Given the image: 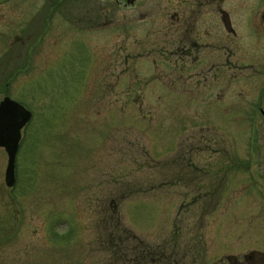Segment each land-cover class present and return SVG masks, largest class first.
<instances>
[{
	"label": "rangeland",
	"instance_id": "rangeland-1",
	"mask_svg": "<svg viewBox=\"0 0 264 264\" xmlns=\"http://www.w3.org/2000/svg\"><path fill=\"white\" fill-rule=\"evenodd\" d=\"M173 1H2L0 102L32 117L12 189L0 149V264H123L124 230L146 264L264 255V78L249 66L264 0H240L247 68L222 100L202 79L173 83L157 54Z\"/></svg>",
	"mask_w": 264,
	"mask_h": 264
},
{
	"label": "flooded vegetation",
	"instance_id": "flooded-vegetation-1",
	"mask_svg": "<svg viewBox=\"0 0 264 264\" xmlns=\"http://www.w3.org/2000/svg\"><path fill=\"white\" fill-rule=\"evenodd\" d=\"M2 1L0 0V7H2ZM97 1L105 3L114 2L127 10L136 7L140 9L143 7L140 4L146 3V0ZM170 8V15L168 16L170 22L166 27V31L171 33V37L162 44L157 54L159 53V56L167 57L163 62L173 74L172 76L175 77L172 82L179 85L187 81L192 84L194 79H202L204 82L203 87L208 88L209 91L211 86L217 87L214 96H210V98H221L222 100L226 94L228 85L232 84L234 86L237 80H239L241 71L244 69L243 67L247 68V66L242 65L243 42L237 32L242 21L241 13L243 6L241 1L176 0L170 2ZM255 8L256 11L252 16L251 31L254 40L252 51L255 53L253 59L256 65L250 64L249 66L254 70V74H259V76L264 78V42H262L264 40V8H261L260 5H257ZM97 17V15H94L91 20L95 22ZM260 39L261 41L259 42ZM165 44L171 48V51L168 52L164 48ZM261 70H263V73ZM262 88V95H259L260 100H258L255 108L264 117L261 97L264 95V86ZM238 94H240V91ZM238 101L235 103L237 104ZM111 212L114 213L113 210ZM104 215L106 216V214ZM111 220L115 222V226L119 227L115 219L109 218V221L105 219L103 221L109 224L112 222ZM124 233L125 238L121 241L120 239L117 241L113 233L109 236L111 243L117 241L122 246H117L118 250L115 248L119 254V256L115 257L123 261V264H146L147 261H152V258L147 255L143 247L139 249L141 252L140 256L130 255L128 257L127 250L130 249L126 248V230H124ZM159 256L160 259H163L162 255ZM245 259H249L250 264H264V255L258 252L245 256ZM113 260L117 262L116 259ZM158 260L156 257V262ZM108 262L109 264H113V261Z\"/></svg>",
	"mask_w": 264,
	"mask_h": 264
},
{
	"label": "water",
	"instance_id": "water-1",
	"mask_svg": "<svg viewBox=\"0 0 264 264\" xmlns=\"http://www.w3.org/2000/svg\"><path fill=\"white\" fill-rule=\"evenodd\" d=\"M31 113L5 96L0 102V149L6 157L4 183L9 189L15 185V158L21 141V132L29 124Z\"/></svg>",
	"mask_w": 264,
	"mask_h": 264
},
{
	"label": "trees",
	"instance_id": "trees-1",
	"mask_svg": "<svg viewBox=\"0 0 264 264\" xmlns=\"http://www.w3.org/2000/svg\"><path fill=\"white\" fill-rule=\"evenodd\" d=\"M102 223H103V222H102ZM103 224H107V222H104ZM143 249H144V248H143ZM143 249H142V250H143ZM143 251H144V250H143ZM132 252H136V250L133 251V249H132ZM136 253H137V252H136ZM128 254H129V253H128ZM132 255H133V254H132ZM134 255H135V256H140V255H141V252H140V253L138 252L137 254H134ZM147 255H149V253H148ZM149 256H150V255H149ZM147 262H149V261H147Z\"/></svg>",
	"mask_w": 264,
	"mask_h": 264
}]
</instances>
